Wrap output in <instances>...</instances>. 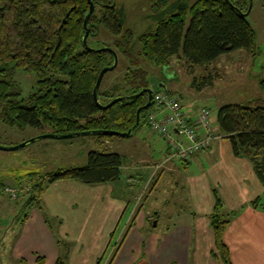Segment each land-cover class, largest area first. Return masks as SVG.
Returning a JSON list of instances; mask_svg holds the SVG:
<instances>
[{
	"label": "trees",
	"instance_id": "16d2710c",
	"mask_svg": "<svg viewBox=\"0 0 264 264\" xmlns=\"http://www.w3.org/2000/svg\"><path fill=\"white\" fill-rule=\"evenodd\" d=\"M92 1L95 11L88 24V46L94 49L89 40L98 35L103 25L112 35L122 36L113 50L130 65L122 81H116L108 89H103L109 73L105 75L98 101L106 106L117 98L150 89L151 84L147 72L134 58L132 34L123 35L124 10L117 8L115 0ZM151 3L150 18L157 25L140 38V55L157 68L167 67L176 58L184 59L193 68H208L222 56L237 51L256 55V32L243 16L249 10L250 0H198L190 8L178 4L177 13L170 10L169 0ZM69 12L61 31V46L55 52L57 31ZM88 12V0H0V111L7 126L20 130L48 127L50 134L55 135L91 131L127 133L134 128L138 110L148 103L147 95L120 102L109 110L100 109L94 100L99 75L114 65V57L108 52L96 53L83 47ZM19 72L37 79L34 91L27 96H23L16 81ZM212 81V77L203 79L198 85L195 80L194 86L203 91L212 86ZM260 87L264 93V80ZM150 111L151 108L142 113L140 126L131 137L143 128L150 129L146 119ZM217 126L218 136L231 143L234 156L251 162L264 189V98L221 108ZM97 137L100 142L115 138ZM124 164L119 154L91 152L84 168L62 169L45 175L28 173L16 183L19 200L24 201L23 211L26 214L40 209L44 192L55 183L77 181L93 186L118 182ZM0 184L7 185L1 180ZM251 206L264 207V193ZM222 209L218 200L211 217L216 244L213 257L222 264H232L224 242L230 221ZM20 264H26V260L22 259ZM36 264H46L45 258L37 256ZM55 264L65 262L59 259Z\"/></svg>",
	"mask_w": 264,
	"mask_h": 264
},
{
	"label": "crops",
	"instance_id": "0c3cea01",
	"mask_svg": "<svg viewBox=\"0 0 264 264\" xmlns=\"http://www.w3.org/2000/svg\"><path fill=\"white\" fill-rule=\"evenodd\" d=\"M186 115L190 120L197 119L192 112ZM218 135L207 151L180 161L184 168H196V175L183 182L188 191L186 199L192 205L188 215L178 213L179 219L186 216L184 222L172 223L160 233L154 231L159 226L160 207L155 202L146 212L144 199L148 193L153 197L165 176L174 178L180 167L173 163L168 143L165 157L153 164L146 153L153 143L143 136L138 146H145L144 151L130 158L122 156L125 181L93 186L77 181L55 183L44 192L41 208L27 211L29 216L23 221L17 219L24 214L23 205L0 194V228H6L11 217L13 223L6 234H0L4 237L0 239V256L6 258L12 251L15 261L23 259L29 264H36L37 256L44 257L46 264L59 259L65 264H101L112 248L105 264H222L213 257L216 244L211 225L220 200L222 214L230 221L224 242L232 264H264V207L251 206L262 197L263 186L251 162L236 158L231 143ZM103 143V147L111 146ZM13 177L17 181L19 176ZM170 202L167 199L164 206L171 207ZM42 214L48 226L57 225L56 235ZM126 215L127 225L112 247Z\"/></svg>",
	"mask_w": 264,
	"mask_h": 264
},
{
	"label": "rangeland",
	"instance_id": "374dc122",
	"mask_svg": "<svg viewBox=\"0 0 264 264\" xmlns=\"http://www.w3.org/2000/svg\"><path fill=\"white\" fill-rule=\"evenodd\" d=\"M197 1L169 0V8L172 12L177 13L178 10L176 7L178 4H185L190 8ZM151 2L152 0H115L117 8L124 10L125 14L123 35L130 32L133 37L132 49L134 58L139 60L140 67L147 72L151 84L150 89L155 94H167L169 97L177 100L182 106L185 115L192 112V115L197 118L202 109H207L210 113L209 120L211 127L215 131L213 134L217 135V117L221 108L229 105H243L254 99L264 98V93L260 87L261 80H264V0H252V9L247 17V20L256 32L257 50L255 56L246 51H237L222 56L208 68H193L184 59L176 58L167 66V74H165L164 69L155 67L140 55L142 50L140 38L150 30H154L157 25L150 18ZM187 18H190V12L187 13ZM121 40L122 36L117 37L112 35L101 25L98 35L91 38L89 44L94 49H115V43ZM129 66L128 60L120 56L117 69L109 73L106 77L103 89H108L116 81H122ZM211 77L213 79L211 87H207L203 91H198L194 86L195 80L200 85L203 79H210ZM16 81L23 91V96H27L34 91L37 79L33 75L19 72L16 75ZM147 130L143 128L137 131L133 137L129 138L115 137L110 140L109 143L111 146L107 148L102 146L104 143L102 141L100 142L97 136H85L67 140H41L15 152L0 150V180L4 184L18 189L15 182L21 181L28 173L33 172L45 175L55 173L62 169L84 168L87 166V157L91 152L115 153L124 157L129 156L130 158L135 153L137 154V151H144L145 146H138V141L141 142L143 136L148 137L153 143L151 145L152 149L148 148L150 151L146 148L148 158L152 159L153 164L154 162L158 163L166 155L169 148L168 141L162 139L163 137L159 138L160 136L151 134ZM50 132L51 130L48 127L44 129L25 128L20 130L7 126L1 119L0 111L1 148H14L43 135L50 134ZM136 145L139 148L136 149ZM173 160V163L180 167V172L174 178L168 175L165 176L164 182L156 188L153 197L148 193L144 199V204L145 202L148 204L145 207L146 212H149V206L155 202L160 207L158 229H151V231L154 230L157 233L165 230L167 226H172V223L184 222L187 220L186 216L182 215L179 219L178 213L184 211L188 215V212L192 210L189 198L186 199L188 191L183 187V182L190 175H196V168H184L180 160ZM126 174L127 172H122V181H125ZM13 176H19L17 181H14L17 177ZM136 188H133V190H136ZM18 190L20 191V189ZM139 191L137 190L136 192L138 193ZM167 199H170V204H172L169 208L164 206V201ZM14 202L24 205V201L19 200V197ZM25 216H29V212H26V214L24 212L17 219L19 218V221H23ZM42 216L45 224L48 226L45 215L42 214ZM128 218V215H126L121 221L116 231L112 247L116 245L120 238L127 225ZM49 224H51L49 225L51 228H54L55 232L53 233L56 235L57 225L54 223ZM12 225L11 217L9 225L6 228H0L1 236L6 234L9 230L8 228H11ZM3 238L0 237L1 240ZM111 251L112 248L109 249L101 264L106 263ZM3 256H0L3 264H20L21 260L15 261L12 258V251L6 258ZM26 264L29 263L26 261Z\"/></svg>",
	"mask_w": 264,
	"mask_h": 264
},
{
	"label": "built area",
	"instance_id": "2783aa9c",
	"mask_svg": "<svg viewBox=\"0 0 264 264\" xmlns=\"http://www.w3.org/2000/svg\"><path fill=\"white\" fill-rule=\"evenodd\" d=\"M209 116V111L202 109L196 120H190L177 100L167 94H155L147 124L154 134L168 141L171 158L188 161L194 155L207 151L217 139ZM19 192L16 188L0 184V194L13 201L18 200Z\"/></svg>",
	"mask_w": 264,
	"mask_h": 264
},
{
	"label": "water",
	"instance_id": "95a60500",
	"mask_svg": "<svg viewBox=\"0 0 264 264\" xmlns=\"http://www.w3.org/2000/svg\"><path fill=\"white\" fill-rule=\"evenodd\" d=\"M88 4H89V12L87 17L84 20V29H85V35L82 38V43H83V47L87 50V51H91V52H96V53H110L113 55L114 57V65L112 67H108L105 68L101 71L98 81L96 83L95 89H94V100L96 102V104L100 107V109L102 110H109L111 109L113 106H115L116 104L120 103V102H124V101H133L136 100L140 97H142L143 95H147L148 96V103L145 107H142L138 110L137 112V121H136V125L134 126L133 129H131L130 131H128L127 133H118V132H111V131H91V132H84V133H77V134H71V135H55V134H47V135H43L35 140L29 141L23 145L14 147V148H1L0 150L6 151V152H15L18 150H21L23 148H26L27 146H29L30 144H33L35 142L41 141V140H46V139H56V140H67V139H74V138H79V137H85V136H112V137H121V138H129L131 137L135 130L140 126L141 120H142V113L148 109H150L153 104H154V98L155 95L153 93V91L151 89H145L142 92H140L137 95L134 96H130V97H120L117 98L115 100H113L111 103H109L106 106L100 105L99 101H98V91L100 89V86L103 82V79L105 77L106 74L113 72L115 69H117L118 65H119V57L117 55V53L110 48H101V49H92L88 46V38L90 36V29L88 27L89 21L92 17V15L94 14L95 11V5L93 3L92 0H88ZM252 9V0H250V7L247 13L243 14L244 17H248L250 12ZM74 10V9H73ZM72 12V11H71ZM71 12H69L66 17L62 20V23L60 25V28L57 31L58 34V41H57V45L55 47V52L60 48L61 43H62V37H61V31L62 28L66 25L68 18L70 17ZM164 72L165 74H167V67H164Z\"/></svg>",
	"mask_w": 264,
	"mask_h": 264
}]
</instances>
